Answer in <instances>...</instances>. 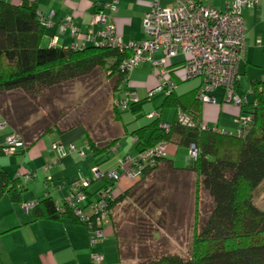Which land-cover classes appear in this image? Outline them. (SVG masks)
I'll list each match as a JSON object with an SVG mask.
<instances>
[{
  "label": "trees",
  "instance_id": "16d2710c",
  "mask_svg": "<svg viewBox=\"0 0 264 264\" xmlns=\"http://www.w3.org/2000/svg\"><path fill=\"white\" fill-rule=\"evenodd\" d=\"M45 27V21L34 3L25 1L14 4L0 0V115L8 122L6 129L10 128V133H17L23 141V145L12 154L21 149L26 151L39 138L55 129L66 131L75 126L85 129L88 147L94 155L109 151L119 140L121 110H124L115 105V100L113 120L117 122L114 125L116 129H109V134L102 137L93 134L92 123L89 128L81 122L61 128L58 121L50 122L49 119L37 134L26 124L27 119L19 110L21 107L6 104L9 93L49 95L67 82L100 70L114 79L115 99L124 89L127 70L122 64L132 54L129 47L120 48L107 42L89 43L78 49L45 45ZM201 84L202 80L195 93L187 95L178 96L176 89L166 92L163 106L177 109L175 120L168 122L170 131L163 129L162 124L166 121L162 120V116H154L150 117L152 121L148 125L133 132L138 150L136 158L161 140H167L168 143L176 140L179 146L190 148L194 144L199 148V154L188 170V173L196 176L197 193L196 226L188 257L163 251L161 246L146 240L150 235L156 236L164 227L168 206L174 203L167 192V178L176 180L183 176L187 180L182 168L174 164L168 153L159 157L155 165L145 164L141 177L132 180L131 187L122 193H116L115 186L121 180L124 169H119L121 176L118 181L108 177L93 180L91 185L95 181H102L95 193L91 191V185L83 186L86 199L82 208L88 221L76 214L67 202L63 207L60 206L52 196H46L38 202L44 208L46 217L53 220L72 217L88 227L89 221H92L97 228V215L90 206L103 199V189H111L112 199L109 196L105 199L109 205V224L113 226L120 256L124 253L120 229L123 223L133 224L140 240L144 242L139 252L134 250L133 255L138 257L136 264H264V209L255 201V191L264 181V79L252 83L254 101L247 100L241 106L242 112L254 113L253 122L241 134L238 129L229 132L213 129L210 125L209 129L202 128L204 123L199 118L203 103L199 97ZM187 96L193 100L191 105L185 103ZM179 109L190 116L192 124H184L179 120ZM159 110L161 113V108ZM5 147L6 142L0 143V157L8 154ZM75 181H71L70 189ZM160 182L165 183L160 186ZM21 183V178L0 169V198L5 193L20 197L25 187L24 184L20 187ZM199 190H205L211 199L209 212L202 220H199Z\"/></svg>",
  "mask_w": 264,
  "mask_h": 264
},
{
  "label": "crops",
  "instance_id": "0c3cea01",
  "mask_svg": "<svg viewBox=\"0 0 264 264\" xmlns=\"http://www.w3.org/2000/svg\"><path fill=\"white\" fill-rule=\"evenodd\" d=\"M14 4L25 1L34 3L45 19L44 44L68 48L76 41L70 27L62 29L67 18H72V23L81 32L91 29L98 32L104 29L105 24L94 22L97 10L104 9L109 15V20L117 26L118 34L124 42H140L146 38L143 20L146 12L152 7L153 0H7ZM116 1L117 10L108 6ZM233 0H209V3L220 9H225ZM164 6L176 4V0H160ZM246 24V50L238 69L240 80L236 92L250 102L255 96L252 83L264 79V0L255 8L245 9ZM44 21V20H43ZM259 41L263 45L258 44ZM164 56L162 51L154 53L156 59ZM167 76L177 83L178 96L195 93L201 83V78L185 80L186 70L184 55L179 54L167 59ZM170 66V67H169ZM132 88L140 98L137 104L121 110V134L117 143L107 152L94 155L88 147L85 129L75 126L66 131L55 129L43 135L26 151L19 150L9 157H0V169L6 170L11 176L18 172L23 174L33 172L34 176L24 181L20 197L15 198L10 193H5L0 198V264H121L118 241L112 224H107L105 237L100 238L95 244L91 243L90 229L86 224L75 221L72 217L53 220L46 217L45 210L38 202L46 196H52L63 207L65 197L70 190L72 180L80 177H92V169L98 166L101 170H112L119 167L124 161L130 165V159L138 152L136 135L133 132L148 125L152 118L148 115L155 110L160 111L162 120L172 123L176 118V107L163 106L165 96L159 105L154 102L150 92L159 84L158 76L153 64L145 60L135 67L130 73ZM242 90L245 91L241 94ZM166 92V91H164ZM125 91L118 94L123 98ZM215 102H203L200 106L199 118L204 124L229 132H236L239 124L237 118L241 107L225 100V89L219 87L214 90ZM153 100L155 107L146 105L145 98ZM156 98V96H155ZM185 103L191 105L193 100L189 96ZM173 110L165 115V109ZM11 129L0 130V143L5 144ZM59 142L64 147V152L54 148L53 143ZM75 149H70L71 145ZM176 140L169 143L168 154L177 167L182 168L183 175H188V170L193 165V159L187 151V163L174 158L180 152ZM187 147V146H185ZM188 148V147H187ZM123 172V171H122ZM193 174V173H190ZM192 177V176H191ZM133 181L123 174L115 186L116 193L129 189ZM102 185V181H95L91 191L95 193ZM37 203L33 208H26L25 203ZM115 237V239L112 238ZM104 255L102 262H93V254Z\"/></svg>",
  "mask_w": 264,
  "mask_h": 264
},
{
  "label": "built area",
  "instance_id": "2783aa9c",
  "mask_svg": "<svg viewBox=\"0 0 264 264\" xmlns=\"http://www.w3.org/2000/svg\"><path fill=\"white\" fill-rule=\"evenodd\" d=\"M262 0H233L225 9L220 10L209 3V0H176V4L164 6L160 0H153L151 9L146 12L143 20L146 38L140 42H124L121 35L118 34L117 26L109 20V15L104 9L96 11L93 21L105 24L104 29L96 32L93 29L87 32H81L78 27L73 25L72 18L69 17L62 26V29L70 27L72 34L76 38L81 37V41L72 44V48H84L89 43L100 42L108 43L116 47H129L132 51L122 64L127 70L124 79L125 96L116 98L115 105L121 109H127L132 104L140 101L137 91L132 88L130 73L143 61L148 60L153 64L155 72L159 79L158 86L150 92L152 96L156 92L173 90L177 83L167 76V59L173 58L179 54L184 55V66L186 77L188 79L199 77L202 84L199 88V97L203 102H215L213 92L215 89L222 87L225 89V99L239 107L247 100L243 99L236 92V83L240 80L239 63L246 50V24L244 10L255 8ZM111 10H117L116 1L108 5ZM41 15V14H40ZM42 16V15H41ZM45 21V19L42 17ZM45 21V24H48ZM56 39L52 40L55 45ZM260 46L263 45L259 41ZM162 51L164 56L156 59L154 53ZM179 120L184 124H192L190 116L179 109ZM150 117L161 116L160 111L156 110L149 114ZM254 113L242 112L237 118L239 124L238 133L246 131L247 127L253 122ZM8 122L0 115V130L8 127ZM162 127L167 132L170 131L171 125L163 122ZM203 129H209V125L202 124ZM213 129L221 130L217 127ZM168 141L161 140L155 146L142 151L138 158H134L130 166L126 167L124 161L116 169L101 170L98 166L92 169V177H80L73 183L68 195L65 197L76 214L80 215L83 220L89 218L84 214L82 204L86 199L85 191L82 187L91 185L93 180L108 177L115 181L120 179L119 169H124V174L131 180H136L143 173L145 164L155 165L157 159L166 155L168 152ZM23 145L21 137L13 132L6 138L5 152L14 153L18 147ZM54 148L64 152L61 143H53ZM70 149H75L72 144ZM191 158L194 160L199 154V148L191 145L189 148ZM17 177L21 178L19 184L23 186L24 181L34 176L33 172L25 174L18 172ZM103 199L92 203L90 206L97 215V228L92 221H89L91 234V243L95 244L106 234L105 226L109 224V205L105 199L107 196L112 199L111 189H103ZM37 203L27 202L26 208H33ZM93 261L100 263L104 259L103 254L94 253Z\"/></svg>",
  "mask_w": 264,
  "mask_h": 264
},
{
  "label": "rangeland",
  "instance_id": "374dc122",
  "mask_svg": "<svg viewBox=\"0 0 264 264\" xmlns=\"http://www.w3.org/2000/svg\"><path fill=\"white\" fill-rule=\"evenodd\" d=\"M191 80L193 79L188 81ZM113 83L114 79L108 77L107 72L100 70L90 76L67 82L65 85L51 91L49 95L44 93L37 96H25L21 92L9 93L6 96L8 99L6 104H17L21 107L19 110L26 117V124L37 134L41 132L49 119L50 122L58 121L61 128L78 122L89 128L92 123L93 134L96 137H102L104 134H109V129L113 131L116 129L114 125L117 122L115 123L113 120L115 100ZM165 93L164 91L156 92L151 98H154V102L158 101L157 103L161 105ZM244 93L245 91L242 90L241 94ZM144 101L147 102L146 105H152L156 109L153 100L149 97L145 98ZM168 113H171L173 117L174 112L169 107L165 109V115ZM187 151H189V148L181 146L180 152L175 154L174 158H178L186 165L188 154L190 156ZM9 156L11 155H4V157ZM186 178L187 180L183 176L176 178V180L171 177L170 179L167 178V192L174 203L170 205L171 207L168 206L167 223L164 227L160 229L156 236L150 235L148 238L146 237V240L149 243L161 246L163 251L188 257L192 249L196 226L197 193L195 174L189 173ZM165 182H160V186ZM255 201L259 207L264 209V181L255 191ZM210 206L211 199L208 193L205 190H199V220L205 218ZM120 218L121 215L118 220ZM120 229L122 240H124L122 246L124 253L121 256V264H136L138 257L133 255L134 250L139 252L138 250L144 242L140 240L137 230L130 222L123 223ZM112 238L115 239L114 236Z\"/></svg>",
  "mask_w": 264,
  "mask_h": 264
}]
</instances>
